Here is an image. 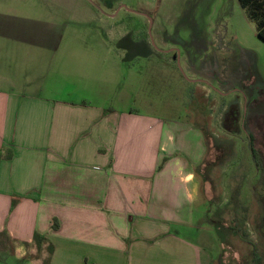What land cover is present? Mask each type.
Returning a JSON list of instances; mask_svg holds the SVG:
<instances>
[{"label": "crops", "instance_id": "obj_1", "mask_svg": "<svg viewBox=\"0 0 264 264\" xmlns=\"http://www.w3.org/2000/svg\"><path fill=\"white\" fill-rule=\"evenodd\" d=\"M97 7L0 0V236L19 260L42 236L46 264H230L195 215L198 125L101 98L135 41Z\"/></svg>", "mask_w": 264, "mask_h": 264}, {"label": "rangeland", "instance_id": "obj_2", "mask_svg": "<svg viewBox=\"0 0 264 264\" xmlns=\"http://www.w3.org/2000/svg\"><path fill=\"white\" fill-rule=\"evenodd\" d=\"M89 1L101 13L113 12V23L123 24L135 41L118 43L130 45L123 62L131 80L105 83L101 98L202 129L206 153L196 170L195 215L222 245L221 260L264 264V174L253 163L241 125L243 120L255 135L264 162V42L255 24L237 0ZM26 250L24 260L15 259L14 246L0 236V264H46L47 247ZM73 252L76 261L80 252Z\"/></svg>", "mask_w": 264, "mask_h": 264}, {"label": "trees", "instance_id": "obj_3", "mask_svg": "<svg viewBox=\"0 0 264 264\" xmlns=\"http://www.w3.org/2000/svg\"><path fill=\"white\" fill-rule=\"evenodd\" d=\"M240 7L245 11L247 17L255 24V30L257 37L264 42V0H237ZM235 124V121H234ZM242 129L246 132V137L248 141V148L253 160V163L256 167V169L261 170V172L264 174V162L261 157L260 151H258L255 148V141L256 137L251 132H249L245 127L246 124L242 120ZM199 127V126H198ZM199 129L202 132V135L205 136L202 131V129L199 127ZM264 176V175H263ZM206 219H209V216H206ZM221 223V222H220ZM218 223V224H220ZM53 229L57 228V223L54 221V224L52 225ZM228 230H232L230 228H227ZM34 243L37 245V248L40 249V242L44 241V238L42 236H39L38 234H34L33 236ZM48 254L51 255L52 253V246H47Z\"/></svg>", "mask_w": 264, "mask_h": 264}, {"label": "flooded vegetation", "instance_id": "obj_4", "mask_svg": "<svg viewBox=\"0 0 264 264\" xmlns=\"http://www.w3.org/2000/svg\"><path fill=\"white\" fill-rule=\"evenodd\" d=\"M174 58H176V54H174Z\"/></svg>", "mask_w": 264, "mask_h": 264}]
</instances>
